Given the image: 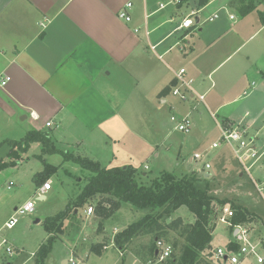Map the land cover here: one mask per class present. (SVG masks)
<instances>
[{
    "label": "crops",
    "instance_id": "obj_1",
    "mask_svg": "<svg viewBox=\"0 0 264 264\" xmlns=\"http://www.w3.org/2000/svg\"><path fill=\"white\" fill-rule=\"evenodd\" d=\"M127 1L132 3L128 9L130 22L117 16ZM150 2L0 0V75L10 77L0 88V145L22 138L29 130H49L53 143L58 134L72 150L78 149L100 163L98 152L104 154L109 130L120 132V127L125 135H135L133 128L138 122H133L134 112H158L169 103L179 68L192 79L194 92L202 94L205 77L209 79L251 37L260 34L244 57L247 61L256 59V71L264 75V0H254L256 8L246 13H242L237 0H209L198 9L193 3L183 16L184 4L178 7L172 0ZM221 10L231 21H211L203 31L199 27L201 35L196 39L192 37L196 28H178L191 12L199 23ZM176 60L179 64L174 66ZM241 77L228 67L218 76V82L226 79L233 88ZM242 94H248L246 89ZM207 103L216 105L215 110L225 104L210 99ZM47 121L50 126L45 125ZM245 122L252 123L250 119ZM152 123H157V117ZM112 158L117 160L115 154ZM133 160L122 159V163L131 165ZM218 162L224 163L222 158ZM43 169L33 178L36 190L49 180ZM13 214L9 213L7 220ZM253 222L248 224L251 229Z\"/></svg>",
    "mask_w": 264,
    "mask_h": 264
},
{
    "label": "rangeland",
    "instance_id": "obj_2",
    "mask_svg": "<svg viewBox=\"0 0 264 264\" xmlns=\"http://www.w3.org/2000/svg\"><path fill=\"white\" fill-rule=\"evenodd\" d=\"M139 4H142V1ZM191 8L193 2L184 4L181 7L182 16L188 14ZM233 13L238 15V12ZM217 14L218 18L213 21H224V18L228 22L231 21L224 17V10L217 11ZM180 20L177 18L178 22ZM210 24L212 22H203L200 19V22L193 26L196 29L192 37L196 39L201 35L199 27L203 31ZM259 35L251 37L240 51L211 73L209 79L205 77L200 93L205 92L207 106L196 99L181 101L171 95L169 103L158 112L133 113L132 118L135 119L133 122L136 124L138 122L133 128L136 136L129 132L125 135L120 127H117L120 132L114 133L109 130L111 136L107 139L106 150L104 154L103 151L102 154L98 152L102 160L100 164L108 167H123L125 165L122 159L134 158L131 166L136 169L135 177L139 184L150 185L162 172H170L177 177L193 178L197 187L208 189V192L217 198L234 200L240 205L247 206L257 218L250 231L253 243L264 237V158L250 169L256 186L243 171L228 144L221 143L216 148L211 145L218 141L220 136L217 122L225 118L227 122L232 121L234 124L244 123L250 119L251 128L260 129L264 140V75L256 71L255 67L259 64L256 59L247 61L244 57ZM175 51H178V48H175ZM238 60L240 63L236 64ZM173 63L177 66L179 61ZM228 67H233L240 77L242 76L233 88H230L226 79L218 82V76ZM243 89H246L247 95L242 94ZM208 99L225 104L215 110L216 105L207 103ZM210 112H213L214 117ZM184 115L189 116L191 123L188 132L175 129L177 121ZM171 116L175 117V120H171ZM155 117L157 123L151 124ZM55 132L57 133L56 130ZM57 135L55 134L57 141L54 142L56 148L71 151L72 148ZM8 148L7 144L0 145V159H6ZM195 153H200L202 158L191 160L190 157ZM112 154H115L117 160L112 158ZM221 158L223 164L218 162ZM43 161L56 166V171L49 175L50 189L45 192L44 199H38L37 186L33 178L43 169ZM205 163L209 165L208 168L204 166ZM90 174L77 163L64 161L60 153L43 152L37 142L23 154L21 163L16 168L8 166L0 170V240L3 238L7 240V244L0 246V264H33V254L48 236L43 224L45 219L64 209L67 204L71 211L69 209L70 213L64 220L61 231L52 242L45 264H149V262L160 264L155 253L152 255L149 252L153 234L134 237L123 252L113 240L116 232L139 219L148 210L135 209L124 203L110 216L102 217L95 209L98 201H103L101 197L98 201L91 199L83 207L72 210V203L87 183ZM27 200L34 203L33 210L27 214L17 215V222L13 227H4L2 224L7 220L9 213L14 212L13 208ZM89 205L92 206L93 212L87 215L86 209ZM226 208L228 204L224 205V209ZM222 216L228 214L222 212L214 220L215 226L212 230L214 246L232 237L229 225L219 220ZM172 217H180L184 223H191L194 219L192 212L184 205L175 208L170 218ZM170 218H166L165 221L169 222ZM161 241L171 246L172 253V245L176 244L174 251L177 252L183 237L178 231L167 229V234L161 237ZM94 243H100L104 246L103 249L100 252L93 251L91 245ZM7 245L13 247L11 255L6 254ZM261 253L264 254L262 248ZM69 258H73L74 263L68 261ZM209 264L218 263L212 258L209 259ZM241 264L259 263L254 258H247Z\"/></svg>",
    "mask_w": 264,
    "mask_h": 264
},
{
    "label": "trees",
    "instance_id": "obj_3",
    "mask_svg": "<svg viewBox=\"0 0 264 264\" xmlns=\"http://www.w3.org/2000/svg\"><path fill=\"white\" fill-rule=\"evenodd\" d=\"M189 1H192L197 9L209 2V0H179L177 6L180 7ZM237 1L242 13L256 8L254 0ZM222 124L228 125L224 119ZM6 142L9 151L6 159H0V170L8 166H16L23 154L37 142L43 152L60 153L64 161L77 163L82 169L91 173L87 183L73 201L72 210L83 207L91 199L98 201L99 197L103 198V201H98L95 209L102 217L110 216L124 203L135 209L148 210L139 219L114 234V244L121 251L125 250L126 245L134 237L153 234L149 252L154 255L157 249L156 241L167 234V229L178 231L183 241L179 243L177 252L174 251L176 244H173L171 255L160 261V264H209L215 248L212 238L214 220L223 211L225 204H228L232 212L228 217L230 233H232L231 226L248 225L257 219L247 208L234 200L217 198L209 193L208 189L197 187L193 178L177 177L173 173L162 172L150 185L139 184L135 177L136 169L131 165L103 166L78 149L71 151L58 149L53 143L49 130H29L22 138ZM43 165L42 174L46 176L50 175L51 170H56V166L45 161ZM180 205L186 206L192 212L193 222L184 223L180 217L170 218L174 209ZM69 209L70 206L67 204L64 209L45 219L43 224L48 236L34 253V264H45L52 242L70 213ZM168 217L169 222L165 221ZM103 247L100 243L91 245V249L96 252H100Z\"/></svg>",
    "mask_w": 264,
    "mask_h": 264
},
{
    "label": "built area",
    "instance_id": "obj_4",
    "mask_svg": "<svg viewBox=\"0 0 264 264\" xmlns=\"http://www.w3.org/2000/svg\"><path fill=\"white\" fill-rule=\"evenodd\" d=\"M174 3H178L179 0H172ZM132 3L127 1L121 9L118 11V18L124 22L131 21V15L128 12ZM163 7V5H160ZM194 12H191L189 15L184 17L180 24L179 29L182 28H191L198 21L195 19L193 21ZM218 18L217 13H213L212 15L206 17L205 21L211 22L214 19ZM229 18H233V15H230ZM42 25V24H41ZM135 32L138 31L137 28L134 29ZM176 46L182 50L183 46L179 43H176ZM151 50L155 49L154 45L150 46ZM160 59L162 56H158ZM186 71L184 68H179L174 76L175 84L171 87V94L176 96L181 101H186L189 99H196L197 101L204 102L205 94H199L194 92L192 79L186 77ZM10 77L7 74L0 75V88H4L9 82ZM211 116H213V112H210ZM214 117V116H213ZM171 120H175V117L171 116ZM220 128V136L218 141L212 143L211 147L216 148L221 143H226L230 146L232 153L239 163V165L243 168V171L247 173L252 182L257 186L256 180L251 177L250 169L256 165L257 162L264 158V140L261 136L260 129H252L251 122H240L232 125L224 126L222 121L217 122ZM46 126H50L51 122L47 121L45 123ZM190 119L188 115H184L181 117L177 124L175 125V129L181 132H188L190 130ZM251 130V131H250ZM202 155L200 153H195L190 157L191 160H200ZM206 168L209 167L207 163L204 165ZM264 178V174H263ZM11 184V182H9ZM50 189V182L46 180L42 183V185L37 189L38 196L44 197L46 191ZM34 208V203L31 200L26 201L25 203L18 206L14 214L4 223V227L11 228L17 222V215H23L31 212ZM93 208L92 206H88L86 209L87 214H92ZM228 216L220 217V221L227 223L228 217L231 216L232 212L230 208H223V211ZM221 212V213H222ZM232 227V237L220 241L219 245H216L213 251V258L218 264H241L247 258H254L255 261L259 264H264V254L261 253V248L264 251V237H260L257 243H253L251 241L250 231L252 230L246 224H239ZM7 244L6 239L0 240V246ZM232 244V246H230ZM156 254L159 261H162L166 257L169 256L171 252V246L168 244H164L161 240L156 241ZM13 247L7 245L5 247V251L7 255L12 254ZM70 262L74 263L73 258H69ZM152 264V262H149Z\"/></svg>",
    "mask_w": 264,
    "mask_h": 264
},
{
    "label": "water",
    "instance_id": "obj_5",
    "mask_svg": "<svg viewBox=\"0 0 264 264\" xmlns=\"http://www.w3.org/2000/svg\"><path fill=\"white\" fill-rule=\"evenodd\" d=\"M36 221H38V219H36ZM156 240V239H155ZM155 254H156V252H155Z\"/></svg>",
    "mask_w": 264,
    "mask_h": 264
}]
</instances>
